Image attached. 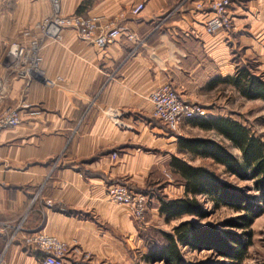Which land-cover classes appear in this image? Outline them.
Segmentation results:
<instances>
[{
	"label": "crops",
	"instance_id": "obj_1",
	"mask_svg": "<svg viewBox=\"0 0 264 264\" xmlns=\"http://www.w3.org/2000/svg\"><path fill=\"white\" fill-rule=\"evenodd\" d=\"M210 1L61 0L62 15L123 21L136 39L122 36L99 48L66 27L61 41L40 51L33 78L7 82L2 105L18 107L21 123L0 132L3 264H41L43 253L26 241L40 231L68 244L67 264L84 255L114 264L122 238L137 240L138 223L127 206L111 201L108 186L127 183L140 191L163 162L191 153L164 123L156 124L149 96L168 82L180 97H191L196 87H210L236 70L227 46L233 34L205 31L211 12L196 3ZM230 1L234 33L246 43L248 34H264V0ZM139 2L145 8L133 16L130 10ZM37 3L30 0L32 7ZM22 4L15 2L19 9ZM24 9L4 24L29 44L26 33L34 34L40 15ZM54 10L50 0L49 13ZM50 79L55 84L48 85Z\"/></svg>",
	"mask_w": 264,
	"mask_h": 264
},
{
	"label": "trees",
	"instance_id": "obj_2",
	"mask_svg": "<svg viewBox=\"0 0 264 264\" xmlns=\"http://www.w3.org/2000/svg\"><path fill=\"white\" fill-rule=\"evenodd\" d=\"M224 81L234 85L248 99L264 101V71L257 73L251 62L238 64L232 76ZM194 126L204 130H216L240 149L241 157L235 156L214 139L204 137H181L179 146L194 155L213 158L226 166L227 170L240 179L251 180V188L236 187L225 182L213 170L193 165L173 156L172 163L185 184L184 197L168 198L159 195L158 208L166 221L185 214L207 217L211 211L202 205L199 194L208 196L214 208H231L237 214L222 225H196L185 220L173 232L160 231L163 240L148 245L144 259L154 263L188 264L181 247L212 250L223 258L218 264H244L249 247L253 244L252 225L264 213V141L251 133L241 121L229 117L189 119ZM141 191V190H140ZM253 191V192H251ZM143 192V191H142ZM146 194V191L143 192ZM152 244V243H151Z\"/></svg>",
	"mask_w": 264,
	"mask_h": 264
},
{
	"label": "rangeland",
	"instance_id": "obj_3",
	"mask_svg": "<svg viewBox=\"0 0 264 264\" xmlns=\"http://www.w3.org/2000/svg\"><path fill=\"white\" fill-rule=\"evenodd\" d=\"M16 1L19 2V0H0V78L5 77L9 71L8 63L10 62V58L7 55V50L10 44L15 41L19 42L15 35H10L4 23L8 19L12 20L20 14H23L22 12L24 8L22 9V7H25L30 13L34 10H38L40 20L51 14L49 13L50 0H38L37 7H35V4L32 7L30 0H23L25 5L22 4L21 9H19V6H15ZM16 8L20 11L17 12ZM229 33L233 34V40L228 43L227 46L230 52V60L235 66L237 67L238 64L251 62L252 65L254 64L257 73L264 71V34H248L246 36L247 39L245 40L250 41V44V42L246 43L242 37L239 34L234 33V31H230ZM2 71H4L3 75H1ZM226 77L228 76L212 80L210 87L208 85L205 87H196L194 89L195 95L191 97H181L190 102H198L206 105L205 107L208 109L207 112L209 113L208 118L229 117L239 122L241 121L250 129L251 133L261 137L264 141V101L261 99L252 100L246 98L234 85L224 81V78ZM189 90L190 89H188V91ZM211 108L212 110L210 111ZM155 119L154 121L156 124L162 122ZM170 134L177 138L184 137V135H187V137L198 136L209 139L212 138L225 148H228L235 156L239 158L241 157L240 149L234 146L228 138H225L216 130H204L199 126H193L189 120L182 122L178 132L170 131ZM166 149L167 148H164L163 152H166ZM163 154L164 158H166V153ZM178 158L187 163H191L194 167L203 166L211 171L213 170L219 177H221V179L233 186L239 188H251L253 186L251 180L240 179L238 176L233 175L227 170L225 165L216 162L213 158L194 155L192 153L179 154ZM163 164L164 167L162 169L149 174L147 183L144 185V189L141 190L143 192L146 191L148 196V212L145 222H137V240L128 242L122 238V253L120 258L115 261L114 264H165L162 261L150 263L144 259L145 254L149 252L148 245H154L163 240L160 231L171 233L176 226L185 222V220L191 221L198 226L216 224L219 227H222L223 223L228 218L237 214L229 207L214 208L208 196L199 194L198 199H200L202 205L211 211L209 216L197 217L185 214L166 221L165 217L159 212L158 196L164 195L168 198L184 197L185 184L180 173L172 163V160L170 161V158L167 162H163ZM253 231V244L243 263L264 264V214L258 218ZM181 251L185 262L188 264H218L223 260L222 257L208 249L195 250L189 246H185L181 247ZM77 261L79 264H110L109 262L96 263L89 255H84Z\"/></svg>",
	"mask_w": 264,
	"mask_h": 264
},
{
	"label": "built area",
	"instance_id": "obj_4",
	"mask_svg": "<svg viewBox=\"0 0 264 264\" xmlns=\"http://www.w3.org/2000/svg\"><path fill=\"white\" fill-rule=\"evenodd\" d=\"M51 1L55 10L35 22L34 34H32L33 32L26 33L31 38L29 44L15 41L10 44L7 50V55L10 58L9 71L5 77L0 78V132L8 129V127H17L21 123V110L18 107L2 105L7 97V82L10 79L33 78L40 70V51L50 42L61 41L64 28L76 29L78 36L92 44L94 43L99 48H105L122 36H126L130 40L136 39V35L126 22L112 19L103 20L98 15H62L58 8L61 0ZM231 4L230 0H211L208 4L196 3L197 9L211 12L204 25L206 33L217 34L220 31L230 32L235 29L230 13ZM144 8V3L139 2L132 7L130 13L136 16ZM47 84L51 86L55 84V80L50 79ZM149 100L153 107V116L162 121L173 132H178L182 122L187 119L196 118V116L209 117L204 105L183 99L173 85L168 82L152 91ZM106 192L111 201L127 206L136 222L146 221L147 194L132 189L127 183H111ZM46 205L48 207L54 206L51 200H47ZM26 241L43 253L44 257L41 264H67L68 244L57 236L40 231L27 236ZM4 257V254L0 252V264H3Z\"/></svg>",
	"mask_w": 264,
	"mask_h": 264
}]
</instances>
